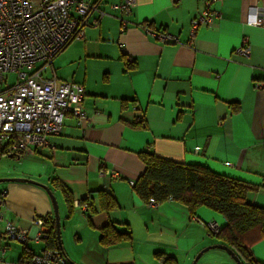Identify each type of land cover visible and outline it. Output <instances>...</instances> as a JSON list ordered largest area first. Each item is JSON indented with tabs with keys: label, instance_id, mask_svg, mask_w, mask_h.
<instances>
[{
	"label": "crops",
	"instance_id": "1",
	"mask_svg": "<svg viewBox=\"0 0 264 264\" xmlns=\"http://www.w3.org/2000/svg\"><path fill=\"white\" fill-rule=\"evenodd\" d=\"M82 1L96 6L83 39L67 45L41 77L82 85L88 122L67 115L47 147L18 160L0 149V180H29L52 192L67 264H162L158 256L192 264L203 249L220 245L206 224L223 227L224 218L204 207L191 214L169 200L151 206L133 185L144 173L141 155L150 154L242 182L249 188L246 202L264 210V28L245 24L254 2L215 0L210 7L219 17L199 29L189 48L190 21L206 0H136L124 31L111 8L120 0ZM144 24L178 36L182 45H162ZM242 47L249 54H239ZM63 189L71 202L88 200L93 213L71 209ZM100 192L114 201L110 210H103ZM0 193V229L9 223L25 230L26 247L33 254L45 250L55 222L45 189L4 182ZM35 219L46 223L39 241ZM112 231L129 237L114 242ZM245 243L264 264V238L252 232ZM0 248L6 264H17L24 252L3 236ZM209 251L195 264H236Z\"/></svg>",
	"mask_w": 264,
	"mask_h": 264
},
{
	"label": "built area",
	"instance_id": "2",
	"mask_svg": "<svg viewBox=\"0 0 264 264\" xmlns=\"http://www.w3.org/2000/svg\"><path fill=\"white\" fill-rule=\"evenodd\" d=\"M135 1L120 0L111 7L119 13L116 19L121 31L127 28L125 17L130 15ZM214 1L206 0L204 9L190 21L186 47L193 48L199 29L209 27L219 17L210 7ZM253 2L245 12V24L264 28V0ZM95 10L96 6L82 0H0V149L4 154L20 157L47 147L48 138L61 133L67 115L80 125L88 122L83 109L84 87L55 77L43 79L41 73L52 66L67 45L83 39L84 28ZM142 28L162 45H182L179 37L169 32L152 31L147 24ZM238 53L247 55L249 51L242 47ZM128 62L132 64V59ZM7 74L14 75L13 84L9 85ZM137 120L143 123L144 117L140 114ZM99 174L106 175L102 170ZM4 199L5 193H0V224L4 220ZM148 203L156 205L152 199ZM73 205L84 213L89 209V203ZM33 224L37 228L35 239L39 241L45 224L42 219H35ZM206 227L213 236L221 230L216 222H209ZM0 236L21 245L28 241L27 231L9 223L0 229ZM0 251L3 253L4 248ZM31 264L67 262L59 251L46 249L33 256Z\"/></svg>",
	"mask_w": 264,
	"mask_h": 264
},
{
	"label": "trees",
	"instance_id": "3",
	"mask_svg": "<svg viewBox=\"0 0 264 264\" xmlns=\"http://www.w3.org/2000/svg\"><path fill=\"white\" fill-rule=\"evenodd\" d=\"M137 122L144 126L142 122ZM141 160L145 167L144 173L133 185V191L143 202L147 203L152 199L155 204H160L169 200L183 206L191 214L204 207L221 215L225 225L215 236L220 245L231 249L241 264H261L254 260L245 240L252 232L259 235V240L264 238V210L246 202L249 188L244 183L217 175L204 166L176 163L155 155L142 154ZM62 192L65 202L72 209L73 201H69L64 189ZM99 195L103 210H110L114 201L105 193L100 192ZM88 212L93 213L90 205ZM44 224L46 225L45 221ZM54 224L55 222L51 224L45 241L46 249L61 253ZM112 232L114 242L124 241L129 237V234ZM22 246L24 252L17 264H31L32 257L38 254H33L26 245ZM158 258L162 264H176L172 258Z\"/></svg>",
	"mask_w": 264,
	"mask_h": 264
},
{
	"label": "water",
	"instance_id": "4",
	"mask_svg": "<svg viewBox=\"0 0 264 264\" xmlns=\"http://www.w3.org/2000/svg\"><path fill=\"white\" fill-rule=\"evenodd\" d=\"M16 159L18 160L19 159V156H16ZM4 182H23V183H30V184H35V185L41 186L43 189H45V191L48 193V195L50 196L51 201H52L53 211H54V219H55L56 237H57L59 249H60V251H61V253L63 255L62 246H61V240H60V222H59V216H58V210H57V202H56L55 197L52 194V192L47 187H45L43 185H40V184H37L35 182L29 181V180H24V179H1L0 180V183H4ZM211 249H220V250H223V251H225L233 259V261L236 264H241L240 260L237 258V256L235 255V253L231 249H229L228 247L223 246V245H214V246H210V247H207V248L203 249L195 257V259H194V261H193L192 264H195L197 262V260L201 257V255L203 253H205L206 251L211 250ZM0 264H6V263L0 262Z\"/></svg>",
	"mask_w": 264,
	"mask_h": 264
},
{
	"label": "rangeland",
	"instance_id": "5",
	"mask_svg": "<svg viewBox=\"0 0 264 264\" xmlns=\"http://www.w3.org/2000/svg\"><path fill=\"white\" fill-rule=\"evenodd\" d=\"M9 81V83H13L14 81H15V77L14 76H10L9 77V79H8ZM7 84V83H6ZM3 86H5V85H3ZM1 227L3 228V226L1 225ZM11 241V243H15V244H18V242H16V241H13V240H10ZM210 251H218L219 253H222V254H227L226 252H224V251H221V250H214V249H212V250H210ZM209 251V252H210ZM228 255V254H227Z\"/></svg>",
	"mask_w": 264,
	"mask_h": 264
}]
</instances>
